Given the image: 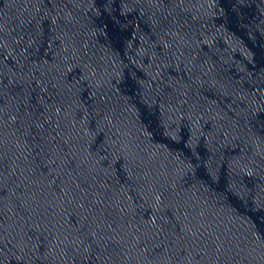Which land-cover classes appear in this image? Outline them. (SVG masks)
<instances>
[{
  "label": "water",
  "instance_id": "obj_1",
  "mask_svg": "<svg viewBox=\"0 0 264 264\" xmlns=\"http://www.w3.org/2000/svg\"><path fill=\"white\" fill-rule=\"evenodd\" d=\"M0 264H264V0H0Z\"/></svg>",
  "mask_w": 264,
  "mask_h": 264
}]
</instances>
